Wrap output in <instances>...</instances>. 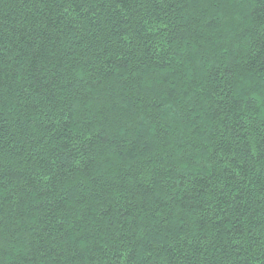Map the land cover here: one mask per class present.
Masks as SVG:
<instances>
[{
  "label": "trees",
  "instance_id": "obj_1",
  "mask_svg": "<svg viewBox=\"0 0 264 264\" xmlns=\"http://www.w3.org/2000/svg\"><path fill=\"white\" fill-rule=\"evenodd\" d=\"M0 264H264V0H0Z\"/></svg>",
  "mask_w": 264,
  "mask_h": 264
}]
</instances>
